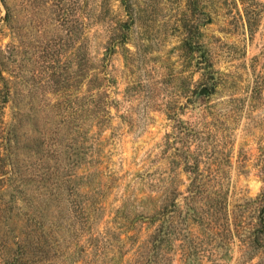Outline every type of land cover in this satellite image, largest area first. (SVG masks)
<instances>
[{"label": "rangeland", "instance_id": "obj_1", "mask_svg": "<svg viewBox=\"0 0 264 264\" xmlns=\"http://www.w3.org/2000/svg\"><path fill=\"white\" fill-rule=\"evenodd\" d=\"M263 189L264 0H0V264H260Z\"/></svg>", "mask_w": 264, "mask_h": 264}, {"label": "trees", "instance_id": "obj_2", "mask_svg": "<svg viewBox=\"0 0 264 264\" xmlns=\"http://www.w3.org/2000/svg\"><path fill=\"white\" fill-rule=\"evenodd\" d=\"M208 67L209 64H207ZM256 200H258L261 203L262 206V210L260 212L259 215V228L257 230H255L254 232H252V236L248 237V248L249 251L246 252L245 254H254V253H258L261 252L263 254V258H262V263L260 264H264V189L263 191L258 195V197L256 198ZM169 212V211H168ZM168 212L166 211V209L163 211V213L158 214L159 216H161L163 219L166 218ZM156 217L158 216H151L148 218V220H150L151 222H155ZM168 237L169 234L164 230L163 232H161L159 235H154L152 237L151 243L152 245H154V247L156 246L157 243V248L160 247V245L162 243H167L168 242Z\"/></svg>", "mask_w": 264, "mask_h": 264}, {"label": "water", "instance_id": "obj_3", "mask_svg": "<svg viewBox=\"0 0 264 264\" xmlns=\"http://www.w3.org/2000/svg\"><path fill=\"white\" fill-rule=\"evenodd\" d=\"M205 92H206V90L203 89V90L200 91L199 94H200V95H203V94H205Z\"/></svg>", "mask_w": 264, "mask_h": 264}]
</instances>
